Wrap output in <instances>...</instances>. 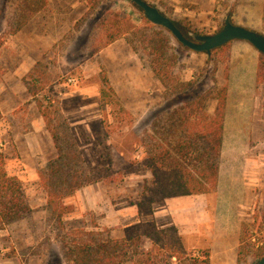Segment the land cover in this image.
I'll return each mask as SVG.
<instances>
[{"label":"rangeland","instance_id":"374dc122","mask_svg":"<svg viewBox=\"0 0 264 264\" xmlns=\"http://www.w3.org/2000/svg\"><path fill=\"white\" fill-rule=\"evenodd\" d=\"M162 6L190 33L215 34L230 15L264 34V0L185 3L180 14ZM234 42L210 56L192 51L130 0H0V153L31 209L0 227V264H79L82 245L110 244L152 220L165 200L154 201L152 159L164 156L167 183L196 170V157L212 154L201 126L221 92L230 87L239 104L244 96L234 90L253 91L256 65L247 70L241 59L230 78ZM104 74L118 102L101 98ZM257 88L248 96L259 105L249 113L256 133L242 144L240 133L227 140V151L241 147L238 169L236 154H224L221 187L205 193L211 220L182 236L188 251L209 249L210 264L264 256V84ZM60 176L83 185L51 204L48 190H60L52 189Z\"/></svg>","mask_w":264,"mask_h":264},{"label":"trees","instance_id":"16d2710c","mask_svg":"<svg viewBox=\"0 0 264 264\" xmlns=\"http://www.w3.org/2000/svg\"><path fill=\"white\" fill-rule=\"evenodd\" d=\"M162 13L167 15L165 12ZM172 21L185 35H190V32L184 31L176 21L173 19ZM102 82L101 98L104 100L113 99L118 102L117 93L106 74H104ZM257 82L264 84V54L262 53H260L258 64ZM226 103L227 88L221 92L214 113L208 115L207 123L205 122L206 124L201 126V128H208L205 138H209L212 154H208L204 160L201 157H196V161L199 160L201 164V166L197 164L196 170L181 171L180 174H176L171 183H167L164 180V174H162V167H160V161L163 162L164 156L152 159L149 170L153 176L154 193L157 195L155 202L170 197L205 194L217 188ZM179 155L180 157L185 155L187 157L191 154ZM172 159L175 158L170 160L172 161ZM190 161L193 162L192 158ZM62 179V176H60V179L57 177L54 184H52V189L59 187L60 190H48L51 204L71 195L83 185L80 183L78 186L73 187L72 184L70 185V180ZM88 181L90 180L88 179L86 182ZM60 185L64 188L71 186V191L63 193L64 188ZM49 188L50 186H48ZM30 210L23 183L17 177L8 174L5 158L0 153V227L18 221ZM94 241L92 239L88 245H82V248H80L82 253L78 259L79 264H210L211 259L209 249L198 252L188 251L183 244L182 236L177 227H159L155 220L127 227L124 230V237L110 241V244L98 243L94 245ZM238 254L239 259H241L243 249H239ZM261 255H264V250Z\"/></svg>","mask_w":264,"mask_h":264},{"label":"crops","instance_id":"0c3cea01","mask_svg":"<svg viewBox=\"0 0 264 264\" xmlns=\"http://www.w3.org/2000/svg\"><path fill=\"white\" fill-rule=\"evenodd\" d=\"M148 3L156 5L159 10L163 7V3H168L174 6V13L180 14L184 8V10H188L187 7H183L185 3L189 4H200L206 0H146ZM161 7V8H160ZM163 12V11H161ZM191 13V12H190ZM167 16V15H166ZM169 17V16H168ZM251 29V28H250ZM235 44H232L231 47V57H232V68L230 69V78H234L235 73L238 71L239 62L241 59L245 60V67L247 70L253 68L255 65V80L251 83L250 88L253 91H250L249 87H242L241 90H234L241 96H244V101L242 100L237 103H233L230 95L231 89L229 87L227 91V103H226V116L224 120L223 127V139L221 146V156L220 159L223 160L224 154H236V157L233 158L232 162L236 164V170L238 169V160L239 157L237 154H241L242 150L239 145L230 151H227L229 147V143L227 140H231L230 136L234 132L237 134L240 133L239 137L235 142L237 144H242L247 142L253 137L254 133H256V118L252 115H249L251 111L256 112L258 102H253V99L248 96L254 95L258 92L257 88V72H258V64L260 60V52L252 46L249 42L242 40H234ZM229 44V43H228ZM225 47V46H223ZM221 47V48H223ZM243 53L244 57H239V54ZM239 61V62H238ZM236 63L237 66H236ZM243 68V67H242ZM255 68V67H254ZM254 70L252 69V73ZM243 88H245L243 90ZM255 110V111H254ZM235 114V119H232V115ZM238 119V120H237ZM237 120V121H236ZM253 130V131H252ZM255 131V132H254ZM253 134V135H252ZM226 143V144H225ZM223 164H220L219 167V177H218V185L216 190L218 191L221 187V170ZM234 164L229 165L230 169L234 168ZM154 211L152 214V220H155L159 227L166 226H175L179 230L181 236L188 237L189 235L194 236L191 231L196 230L198 232L201 231V227L205 226V223H208L209 218L211 220V216L208 213L209 210V196L208 194H198V195H185V196H177L166 198L164 201L157 203L154 206ZM210 216V217H209ZM198 229V230H197ZM194 233H196L194 231Z\"/></svg>","mask_w":264,"mask_h":264},{"label":"water","instance_id":"95a60500","mask_svg":"<svg viewBox=\"0 0 264 264\" xmlns=\"http://www.w3.org/2000/svg\"><path fill=\"white\" fill-rule=\"evenodd\" d=\"M130 2L139 7L143 11L145 18L152 24L161 26L171 32L183 47L192 51L207 53L210 56L214 50L234 40H242L249 42L260 53L264 54V34L234 23L230 15L225 18L223 28L215 34L209 35L191 32L187 36L156 5L150 4L146 0H130ZM257 264H264V256L258 260Z\"/></svg>","mask_w":264,"mask_h":264}]
</instances>
